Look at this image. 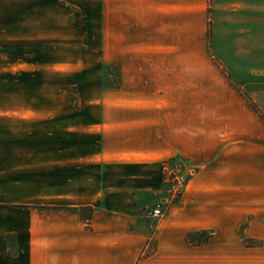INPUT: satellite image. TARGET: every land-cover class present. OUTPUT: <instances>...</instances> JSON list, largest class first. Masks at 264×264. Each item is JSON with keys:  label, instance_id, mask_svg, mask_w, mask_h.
Here are the masks:
<instances>
[{"label": "crops", "instance_id": "obj_1", "mask_svg": "<svg viewBox=\"0 0 264 264\" xmlns=\"http://www.w3.org/2000/svg\"><path fill=\"white\" fill-rule=\"evenodd\" d=\"M29 1L67 35L2 74L0 264H264V0Z\"/></svg>", "mask_w": 264, "mask_h": 264}, {"label": "rangeland", "instance_id": "obj_2", "mask_svg": "<svg viewBox=\"0 0 264 264\" xmlns=\"http://www.w3.org/2000/svg\"><path fill=\"white\" fill-rule=\"evenodd\" d=\"M29 0H0V118H10L13 113L10 92L2 90L5 83L10 80V76H4L3 72L14 70L17 66L26 67L28 64L27 58L34 56L35 51L43 50V58L50 61L52 48L58 49L61 40L67 35V29L60 26L49 25L50 16L61 19L64 15L61 12H33L27 10ZM6 4L7 7L1 9V5ZM35 18L38 22L35 26L20 25L16 26L12 19H27ZM22 22V21H20ZM86 32V28H84ZM14 58L12 63L11 58ZM16 62H20L19 64ZM16 63V64H15ZM255 110L257 108L253 106ZM264 122V118H261ZM172 172L168 175V183L177 184L174 178H180V188L184 183V176H177ZM174 187L171 195L166 197L171 201L179 197L180 190ZM170 197V198H169ZM169 204V202H167ZM165 209V208H164ZM146 231H150L147 226Z\"/></svg>", "mask_w": 264, "mask_h": 264}, {"label": "trees", "instance_id": "obj_3", "mask_svg": "<svg viewBox=\"0 0 264 264\" xmlns=\"http://www.w3.org/2000/svg\"><path fill=\"white\" fill-rule=\"evenodd\" d=\"M177 200H178V197L174 198V200L172 201V204L176 203ZM209 237L210 236L204 232L189 233L187 235L189 243L195 246L204 245L205 243H207Z\"/></svg>", "mask_w": 264, "mask_h": 264}, {"label": "built area", "instance_id": "obj_4", "mask_svg": "<svg viewBox=\"0 0 264 264\" xmlns=\"http://www.w3.org/2000/svg\"><path fill=\"white\" fill-rule=\"evenodd\" d=\"M173 174V173H172ZM170 174V175H172ZM177 186L174 187L178 188L180 185V178H174ZM164 215V206L162 204H157L153 210L148 212L147 216L148 218L152 219L154 222H158Z\"/></svg>", "mask_w": 264, "mask_h": 264}]
</instances>
